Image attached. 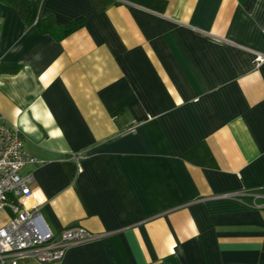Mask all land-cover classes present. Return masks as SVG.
Here are the masks:
<instances>
[{
  "label": "crops",
  "instance_id": "1",
  "mask_svg": "<svg viewBox=\"0 0 264 264\" xmlns=\"http://www.w3.org/2000/svg\"><path fill=\"white\" fill-rule=\"evenodd\" d=\"M104 1L42 0L46 34L0 3L24 207L97 237L46 264H264V0Z\"/></svg>",
  "mask_w": 264,
  "mask_h": 264
},
{
  "label": "built area",
  "instance_id": "2",
  "mask_svg": "<svg viewBox=\"0 0 264 264\" xmlns=\"http://www.w3.org/2000/svg\"><path fill=\"white\" fill-rule=\"evenodd\" d=\"M254 63L256 66L264 64V55H257ZM81 158L82 155L72 157L75 161ZM36 163L35 158L23 150L21 131L7 125L0 117V216L6 207L12 212L8 223L0 226V264H19L24 260L40 264L58 262L70 247L97 238L81 227H69L54 235L45 227L37 210L24 207L23 200L31 195L33 178L31 173L21 174V171Z\"/></svg>",
  "mask_w": 264,
  "mask_h": 264
},
{
  "label": "trees",
  "instance_id": "3",
  "mask_svg": "<svg viewBox=\"0 0 264 264\" xmlns=\"http://www.w3.org/2000/svg\"><path fill=\"white\" fill-rule=\"evenodd\" d=\"M41 2L42 0H0V3L11 7L26 26L35 25L41 34H46L51 32L53 25L49 20L43 21L38 18ZM108 3V1L104 0H94L93 2L97 11L104 9ZM82 23L81 20L73 23L63 30V34L66 35L76 30ZM14 70H8V72H13Z\"/></svg>",
  "mask_w": 264,
  "mask_h": 264
},
{
  "label": "snow or ice",
  "instance_id": "4",
  "mask_svg": "<svg viewBox=\"0 0 264 264\" xmlns=\"http://www.w3.org/2000/svg\"><path fill=\"white\" fill-rule=\"evenodd\" d=\"M177 102L179 103L180 101L178 100Z\"/></svg>",
  "mask_w": 264,
  "mask_h": 264
}]
</instances>
